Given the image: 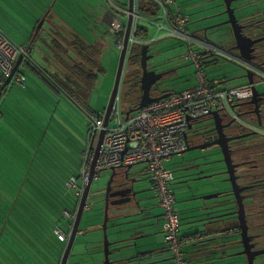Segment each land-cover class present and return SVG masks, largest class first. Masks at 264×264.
I'll return each instance as SVG.
<instances>
[{"label":"trees","instance_id":"obj_1","mask_svg":"<svg viewBox=\"0 0 264 264\" xmlns=\"http://www.w3.org/2000/svg\"><path fill=\"white\" fill-rule=\"evenodd\" d=\"M128 1L105 0L104 2L112 11L111 20L99 24L95 17L92 29H87L84 27L86 23L79 21L77 24L79 28H82L81 30L68 31L64 29L59 33L61 37L55 36L56 30H54L55 32L50 35L55 37L49 39L47 47L51 43L50 49L53 50L55 64L58 68L51 70L33 66L31 61L26 59L19 69L18 73L23 77L22 83H24L26 82L24 68L26 65H31L33 71L31 82L34 85L35 93L25 88L26 93H31V98L34 94L35 101L39 100L43 106L47 107L48 112L37 103L34 104L39 111L44 113L43 115L39 113L34 115L26 110L28 119L20 121L16 125L18 131L14 130L17 140L4 131L5 125L0 129V234L6 224L0 238V264H60L61 262L66 241L61 240L57 230L61 229L70 233L80 200L79 188H71L68 183L72 178H77L81 183V168L86 160L84 152L90 149L93 120L95 116L105 112V109L96 111L91 108L89 101L99 78L106 72L102 62L103 50L106 48L105 37L101 35L110 34L113 36L115 43L114 46L110 45V48L115 47L121 51L119 44L123 47L129 20ZM138 5V15L141 20L137 18V9H135L136 14L131 30L133 34L130 36L126 69L124 68L121 82L123 87L121 99L123 98L124 102L127 101L126 104L129 106L124 109V105L121 103L125 114L129 109L139 105L143 93L141 90L143 46H150V54H152L151 46L154 43L169 37L180 40L177 31L173 29L166 15L161 10L159 11V6L155 2L138 0ZM97 13L98 8L94 7V16ZM159 19L162 21L155 23ZM113 23H119L118 29L113 27ZM150 24H154L158 29L155 40H152L150 34ZM173 26L177 28L175 24ZM97 28L104 29V33L100 35ZM88 33H94L96 36L91 35L87 38ZM188 45L189 50L194 47L197 52L205 54V49L203 50L198 45ZM228 45L230 46L229 43ZM156 67L158 68L159 65L156 64ZM127 69H130L129 73ZM206 75L208 78V74ZM225 79L228 81L227 78ZM208 80L211 84L215 81L209 78ZM126 85H129V89L125 90ZM39 89L50 93L48 97L50 102L45 103V98L39 95ZM62 104L63 106H61ZM69 107L78 109L88 116L87 145L80 151L78 144L81 139L78 141L79 138H75L71 126H68V123L75 121L68 112ZM57 110L62 113L61 119L64 126L55 119ZM251 111L244 113L249 114ZM5 118L8 121L6 116ZM80 131L83 133L82 130ZM68 152L71 154L69 155ZM91 152L94 154V150ZM77 169H80L79 175L76 174ZM212 175L216 176L214 173ZM190 186V183H186V187L190 188ZM228 201L224 200V203ZM159 206L161 207L160 202ZM226 210L228 209L222 211ZM162 212H164L163 208ZM177 212L179 213L177 236L181 240V251L187 257L183 242L184 236L180 235L182 214L178 209ZM154 214L161 213H157L155 210ZM161 218L164 241V213L159 219ZM194 222L196 223L197 220L191 221L189 230H193ZM60 224L65 225L67 229H64ZM194 233L196 232L194 231ZM192 237L194 236H190L189 239ZM163 246L173 255L172 249L165 242ZM172 259L174 261V256Z\"/></svg>","mask_w":264,"mask_h":264},{"label":"rangeland","instance_id":"obj_2","mask_svg":"<svg viewBox=\"0 0 264 264\" xmlns=\"http://www.w3.org/2000/svg\"><path fill=\"white\" fill-rule=\"evenodd\" d=\"M84 0H61L60 4H56L54 12L56 14H61V20L60 18H56L57 21H68L66 23H75L79 22L78 18L72 17V11L79 10V14L76 17L83 16L82 14H86L88 6H81L80 3H83ZM94 3V7H97L98 9H102L104 7L105 10H108V5L104 2L105 0H92ZM122 1V0H118ZM183 4H182V3ZM179 3L183 5L185 8V13H189L191 20H193L191 24V29L193 28L196 35L199 33L203 35L201 32V29L199 28L201 26V22L199 21L201 18L205 16H209L211 14L219 12V14L222 12V10L226 9V6H223L220 4V1L213 2L214 8L212 11L207 12H201L202 5L198 4V2H193L192 0H179ZM0 18L3 19L6 22V27L10 26H16V30L18 31V38L17 41H19L20 44L27 43L28 48H32L31 50V60L37 67L42 68H48L53 70L54 68H58L55 64V56L53 55V50H50L51 43L47 47V43L50 38H54L55 36H60V32L64 31V28L61 24L56 23V33L55 36L50 35L49 36V29L50 24L49 22H45L46 24L43 25V29L40 33L41 38H45L44 45L41 43V40H37L33 43H30V38L27 36H23L20 34L21 29L18 27H22V19L20 17L19 13H16L15 9L11 8L10 6H2V3H0ZM18 7V6H15ZM44 8V7H43ZM65 8V9H64ZM187 9V10H186ZM264 9V3L258 4L257 8L254 11L256 12V18L257 20L261 19V11ZM253 11V12H254ZM61 12V13H60ZM131 14V12H130ZM139 14V13H138ZM244 15V13L242 14ZM140 15L137 16L139 18ZM225 16V15H224ZM134 17V16H133ZM122 18V17H120ZM141 20V17L139 18ZM90 22H92L93 25V19H89ZM162 21L161 19L155 21V23H159ZM9 24V25H8ZM86 27V26H84ZM133 27V25H132ZM131 27V30H132ZM150 27V34L152 37V40H155L157 37L158 29L157 26L149 25ZM200 29V30H199ZM9 31H12L13 29H8ZM99 34L104 33V29L97 28ZM48 32V33H46ZM163 32V31H162ZM9 37V34H6ZM91 35L96 36L94 33H88L87 38ZM105 37V45L106 48L103 50L102 54V62L103 66L106 69L105 74L101 75V77L98 80L97 86L90 97V107L93 108L96 111L104 110L110 100V96L114 87L115 78L118 70V63H119V55L120 51L117 48H110V45L114 46L115 38L111 36L110 34L101 35ZM61 37V36H60ZM208 38L214 42L218 46H225L229 47L228 43L230 44V28L228 26H221L214 29H211L208 31ZM177 40L175 38H164L156 43H154L152 47V54L155 55L153 59H151V62H154L155 64L159 65L157 69H159V72H164L168 79H166L161 89L166 92H179L182 90L190 89L194 87L197 84V72L198 67L194 63L193 60L187 59L184 56V54L188 53L189 51V42L187 44L186 40ZM53 43V42H52ZM264 43L261 42V44ZM15 44H17L15 40ZM32 45V46H31ZM264 45V44H263ZM29 48V49H30ZM122 48V47H121ZM264 49V46L263 48ZM204 50V49H203ZM261 51V50H260ZM259 51V53H260ZM226 52V51H225ZM215 54V55H214ZM205 55H212L207 58H205ZM214 55V56H213ZM218 55V56H217ZM45 56V58H44ZM202 70L208 74L209 79H219L217 80L220 82L219 88H226V87H234L238 85L247 84V78L245 77V71L243 67L235 62L232 59H229L227 56L223 55L221 51L219 53L217 51H209L206 50L205 54L202 55ZM264 60V55L262 56ZM31 64V63H30ZM33 65V66H35ZM27 66V65H26ZM25 66L24 70L26 72V82L17 84L16 82H12L8 86V91L4 93L2 101L0 103V129L2 126H4V131L11 135L13 139L17 140V137H15V131H18L17 124L20 123V121L26 120L27 112L26 110H29V112H32L34 115L35 113H39L40 115H43L41 111H39L34 103H37L38 105H41V108L48 112L47 107L43 106L42 103L38 100V102L35 101L34 94L26 93V89H29L30 91L35 93V89L33 88L34 85L31 82L33 79V71L30 67L31 65ZM126 69V68H125ZM128 73L130 72V69L128 70ZM35 78V77H34ZM228 81H226V79ZM258 81V78L256 79ZM37 84V83H36ZM129 89V85L125 86V90ZM257 89L263 93L264 92V86L263 84H258ZM39 95L43 98L42 100L45 101L47 104L50 102L49 96L50 93L46 91H42L43 89H39ZM118 97L120 98L121 103L125 106H123L124 109H126V106H128L124 102L123 98L121 99V96L123 94V87L121 86L119 91ZM129 100V99H128ZM63 106V104L61 105ZM236 106V105H235ZM129 107V106H128ZM236 108V107H235ZM237 111H240V108H237ZM242 113L249 112V108L243 107ZM68 112L71 114L73 119L75 121H72L71 123H68V126H71V130L75 134V138H79L78 141L81 139L80 143L78 144L79 151L82 150V148H86L87 145V139H86V125L88 122V116L87 114L81 113L78 109L70 108L68 109ZM61 111L57 110L55 114L56 121L60 122L63 126L64 123L61 119ZM7 117L8 121H6ZM11 117V118H8ZM245 120H252L254 119V116L251 114H245L244 115ZM43 120H45V117H43ZM210 123V121H202L193 127V130L198 129L201 126H206ZM111 126H114V121H111ZM11 126V128H10ZM82 128V129H81ZM82 130L83 133L80 131ZM1 133V131H0ZM192 134V133H191ZM257 137L250 136L247 139L243 138L240 140L237 144L238 145H245V144H251L256 140ZM19 141V140H18ZM60 142V141H57ZM195 146V145H191ZM67 148H70V146H67ZM16 149V147H15ZM208 150L206 155H202L205 157H197L203 153L202 149H196L193 151H189L187 153L177 154L172 156L169 160L166 161L167 168L171 169L175 174V180L172 185V189L174 191V194L178 197H184V199H178L176 206L187 204L186 200L189 198V196L193 193L192 190L188 187H186V183L184 181L187 180L186 174L195 172L194 169H189L185 171L183 169V166L188 165L191 162V159L196 157L197 160L203 163L210 162L211 164H208L204 166V168L207 167H218L220 168V165L223 166V162L221 160L223 159V154L221 153V150L219 149H212V146L207 148ZM264 150V149H263ZM217 151V153H215ZM70 155L71 153L68 152ZM255 154V155H254ZM81 155V154H80ZM247 158H244V161L246 162V167L252 165V161H255L257 153L254 152H247L245 154ZM188 157H192L191 159H187ZM249 157V158H248ZM235 158L237 160L243 159V156L241 153L235 154ZM245 169V167H244ZM206 171H209L208 169H205ZM124 170L117 171V181H119L121 174L119 172L123 173ZM261 170H258L257 172L260 173ZM113 171L110 169H106L101 171L99 174L96 175L93 181L92 189H91V195L88 200V205L83 221L81 224V229H87L83 234H80L76 239L75 249L74 251L77 252V254H81L83 257V262L87 263L93 259L98 260V264H103L105 261V241H104V233L102 231V223L105 217V204L103 202V196L99 194L98 192L105 189L108 185V182L110 180V177L112 175ZM131 173H134V175H137V178L142 179L140 184L144 186V188L147 190L144 193V198H147V203L159 207V199L155 195V191L152 190V182L149 177V175L145 171V165L139 164L131 169ZM213 172H208L203 176L211 175ZM76 174H80V169L76 170ZM193 181H190L191 186L196 185V189L194 193L197 194V196L204 201V197L208 195H212L215 193H221L223 192L227 187H229V182L222 183L219 182V178L217 176H214L212 179H205L198 181L199 179H194V176H192ZM198 178V177H197ZM223 181V180H222ZM180 187L182 190H184V194L176 193L175 188ZM231 187V183H230ZM217 189V192H209L207 194L202 193V195H199V192L205 191H214ZM185 195V196H183ZM215 199V198H213ZM211 199V200H213ZM210 201V200H209ZM196 202V201H195ZM257 207L256 205H254ZM91 209V210H90ZM137 208L133 204H128L126 202L120 204L119 207L117 206H110L109 208V215H110V221L108 223V239L109 242L112 241L113 237L111 235V231L115 227V225L118 223V221L114 220V215L120 211H124V213L134 214ZM162 208L159 207L156 211H160ZM90 210V211H89ZM249 218H251L249 216ZM120 221H126L124 219ZM259 222H262V219H259ZM65 223V221H64ZM249 226H250V233L251 234H257L258 232L264 233V228L262 230H257L255 227V223H252L250 220ZM64 229H67L65 225L60 224ZM67 242V240H66ZM264 248V234L263 236L257 238L256 240V249H262ZM76 257H79L77 255ZM72 261V260H71ZM255 264H264V255L259 256L257 260L255 261Z\"/></svg>","mask_w":264,"mask_h":264},{"label":"built area","instance_id":"obj_3","mask_svg":"<svg viewBox=\"0 0 264 264\" xmlns=\"http://www.w3.org/2000/svg\"><path fill=\"white\" fill-rule=\"evenodd\" d=\"M173 24L180 29L177 20H174ZM113 27L118 29L119 23H113ZM181 36L192 46L198 45L205 51L218 53L221 51L217 47H210L202 40L192 38L188 33H181ZM119 47L121 48L122 45L119 44ZM29 51L27 45L19 46L13 43L0 31V91L12 75L19 55H27ZM223 55L228 56L226 53ZM183 57L193 60L197 65V84L190 89L170 92L167 97L154 101L131 114L128 120L121 107L120 98L117 97L108 127L104 126L105 112L95 116L93 120L90 149L84 152L86 160L81 168V183L77 178H72L68 183L71 188H79L78 194L81 198L89 180L99 135L105 129L106 134L97 161L96 175L106 169L119 171L125 170L128 166L145 165V171L151 179L153 189L164 211V242L172 249L175 264H190V262L181 251V240L177 236L179 213L172 189L175 174L167 168L166 161L187 150L188 133L198 119L218 112L227 113L230 118L240 120L236 106L251 100L254 96V87L257 88L258 84L264 86V73L246 65L255 73L253 83L219 88V83L211 84L202 70L203 56L200 52L192 47ZM19 69L12 82L22 83L23 77L19 75ZM111 121H114V126H111ZM57 233L61 240L68 239L67 232L58 229Z\"/></svg>","mask_w":264,"mask_h":264},{"label":"water","instance_id":"obj_4","mask_svg":"<svg viewBox=\"0 0 264 264\" xmlns=\"http://www.w3.org/2000/svg\"><path fill=\"white\" fill-rule=\"evenodd\" d=\"M134 1L135 0H129V7H130V18L128 20V25H127V30L125 34V39L123 43V47L121 48L120 55H119V63H118V70L115 78V83L114 87L110 96L109 103L107 107L105 108V127H108L111 115L113 113V108L115 105V101L119 95L120 91V86L123 78V73H124V68H125V63L127 60V53L129 49V42H130V36L133 34L131 32V27L133 23V15L132 13L134 12ZM223 4L226 6L225 14H227L228 19L227 21L219 24H229L231 28H233L234 34L236 36V39L238 41L237 47L240 50V53L243 58H246V56L250 55L253 50L251 47L255 45V43L264 40L263 39H257V40H252L251 38V43H249L248 39L244 37L243 35L239 34L238 27H239V20L236 16L235 9L232 8V3L236 0H222ZM44 21L40 24L42 26ZM218 25H215L213 27H216ZM39 32V29L37 30ZM43 44V43H42ZM150 52V46L146 45L143 46L142 48V76H141V90H142V96L141 100L139 102V105L135 108H131L126 112V120L129 119L130 115L137 112L139 109L149 105L150 103L157 101L159 99L167 97L170 93L166 92L160 96H153L152 95V87L156 85L162 78H164L165 73L164 72H157V70H150L149 69V61L155 57L153 54H149ZM28 56L25 54H21L18 57V60L16 62L15 68L13 70L12 75L6 80L4 86L2 87V90L0 91V103L2 101L4 93L7 92L8 86L12 84L13 77L17 73L19 67L24 64L23 62L25 59H27ZM29 59V58H28ZM248 59V58H247ZM32 61V60H30ZM245 71V77L247 78V81L249 83H253V78L255 73L248 68H243ZM262 93L259 92V90L254 87V96L252 100L250 101L251 104L255 105L256 107V112H258V103L263 99L262 98ZM259 115V113H257ZM212 118L214 121L215 125V130L217 131L218 138L211 142V143H205L201 145H195L191 146L190 140L188 139L189 146L185 152L193 151L196 149H202L205 150L212 146V148H219L221 150V153L223 154V159L221 162L224 163L226 167V175L229 177L227 179H222L223 181L219 182H229L231 183V192L233 193L235 200H236V205L238 206L237 211L235 212L238 220H239V226L241 229V232L239 233L240 235V244L242 250L239 252L241 255L246 256L247 264H255V261L259 256L264 255V248L262 249H256V243H253V236L250 235V226L248 224L247 220V215L245 211V204L243 202V195L242 192L246 189V187L240 186V184L237 182V177H235L234 170L237 168V164L233 163L232 159V154L229 150V141L235 139V138H228L226 137L222 130L225 127L230 126L232 122L228 124H223L222 123V118L220 117V114L218 112H214L212 114ZM192 128V126H191ZM106 134V130L103 129L99 135L98 143L95 149V155L94 159L91 164V170L89 174V180L88 183L85 187V190L83 192V195L81 196L78 204V209L76 212L75 216V222L72 226L71 234L69 239L67 240L63 256L61 258L60 264H68L69 259L72 255V251L75 248L76 244V239L79 235V232L81 230V224L83 221L84 214L86 212V207L88 205V200L91 195V189L93 185L94 178L96 177V166H97V161L99 159V154L101 151V147L103 144V139ZM255 133H247L244 135H241L238 137L240 138H245L248 136H252ZM189 138V137H188ZM208 165L207 163H200L199 166L203 167ZM202 168V169H203ZM132 166H128L123 173L121 174L120 177V182L117 181V174L118 172L115 169H110L113 171L110 180L108 182V185L106 186L105 189L99 191L98 193L103 196V202L105 204V217L102 223V231L104 233V241H105V261L103 264H114L111 260V254L112 251L110 249L111 245H113V242H109L108 239V223L110 221V215H109V208H110V199L113 200V206L119 207L120 204L126 202L128 204H133L136 206V212L134 214H129V213H124V211H120L115 214L114 220L119 221V220H126V221H119L115 227L117 229V236H118V241L115 242V244H121V247L119 249L120 251H128L129 253L132 252L133 254L130 253V257L127 258V261H129V264H132L133 262H136L137 264H142L143 259H140V256L144 254L145 252H139L138 250L146 245L144 240H147L148 238H151V234H142L141 232L144 230H148L150 227H152L154 224L158 223V219L162 216V214H154V211L157 210L159 207L152 206L147 203V198H144V193L147 191L145 188H141L140 182L142 179L137 178V175H134V173H131ZM206 170H202L200 172V176L196 179H205V178H213V175H207V176H201L204 175L203 173ZM220 175V174H218ZM218 177V176H217ZM193 180V179H192ZM188 181V180H187ZM187 181H184L188 183ZM115 182L118 183V185L115 186ZM152 190H154L152 188ZM226 196L225 192L221 193H215L212 195H208L204 197V200H211L213 198H220ZM127 199L123 201L122 199ZM199 198V197H196ZM195 198V200H196ZM156 220L155 223H149L150 221ZM203 219L197 220V222L193 224V229L195 230L196 233L201 232L199 230L200 226H204L203 222H201ZM6 225V224H5ZM5 225L2 228L0 238L4 232ZM142 253V254H141ZM156 251L151 250L150 251V257L149 259L151 260L152 257L156 254ZM159 254L161 253H166V251L158 252ZM122 263L126 262L125 259L120 260ZM164 262L170 261L169 259L163 260ZM160 261H152L150 263L146 264H160Z\"/></svg>","mask_w":264,"mask_h":264},{"label":"crops","instance_id":"obj_5","mask_svg":"<svg viewBox=\"0 0 264 264\" xmlns=\"http://www.w3.org/2000/svg\"><path fill=\"white\" fill-rule=\"evenodd\" d=\"M60 1L61 0H0V3H2V6H6V5L10 6L11 8L15 9L16 13L20 14V17L22 19V23H21L22 27H18V28L21 29L20 34L21 35L23 34L22 38L24 35L27 36L28 38L31 37L29 40L30 43H33L37 40H41V43H43V45H44L45 38H43V37L41 38L40 33L43 29V25L46 24L45 22H47V21L50 24V29H49V33L48 32H46V33H48L49 36L51 33L53 34L55 32L54 30H56V28H57V25L55 24V22L61 24L62 27L68 31H78V30L82 29V28L78 27L77 22H75L73 24H71V23L69 24V23H66V22H68L66 20H65L66 22L56 20V18H60L61 20H63L61 18V14L59 15V14H56L54 12L56 4H58V3L60 4ZM128 3H129V1H128ZM192 3H193V0H192ZM80 5L82 7L85 5L88 6L86 14H82L83 16L76 17L79 14V10H75V11L71 10V12L73 13L72 17L78 18V20L81 23H84V24L86 23L85 26L87 29L93 28L92 22L89 21L90 18L94 19L96 17L98 19L97 23H99V24L102 22L107 23L108 21L111 20V15H112L111 12L112 11L110 10V8H108V10H105L104 7H102V9H98V13L96 14V16H94V14H93L94 3L92 0H84L83 3H80ZM15 6H18V7H15ZM138 7H139L138 1L136 4V0H135L134 1V12L132 13L133 16L136 14L135 9H137V16H138ZM128 14H129L128 18H130V15H131L130 14V7H129ZM186 14H189V13H186ZM133 18H135V17H133ZM166 18L170 22L173 29H175L177 31L176 33L179 35V38L182 40H185L181 36V33H187V32L183 29L175 28L173 26L174 19H172L168 16H166ZM99 20H101V21H99ZM42 21H44V23L42 26H40ZM191 21L193 22V20H191ZM8 29H13V30L9 31ZM38 29H39V32H37ZM0 31L5 35L9 34V37L7 35L6 36L13 43H15V40H16L17 45H19V46L28 45L27 43L20 44L19 41H17L18 31L16 30V26H10L9 25V27H6V22L1 18H0ZM187 43H188V41H187ZM31 50H32V48H30V51L28 53L29 60H31V57H30L31 56V54H30ZM149 54H150V52H149ZM209 56H212V55H205L204 57L207 58ZM44 58H45V56H44ZM31 63L33 65H35L32 61H31ZM214 80H219V79L214 78ZM190 143L192 145L191 141H190ZM212 149L214 150V149H219V148H212ZM202 151H203V153L199 156H201L203 158L205 156H202V155H206L207 154L206 152L208 150L205 149ZM184 153H187V152H184ZM215 153H217V151H215ZM191 158L192 157H188L187 159H191ZM192 160H193V158L191 159V161ZM199 163H203V162H199ZM207 164H211V163L208 162ZM205 169H208L210 172L214 173V172L219 171L221 169V165H220L219 169H218V167L211 166V167L203 168L202 170H205ZM119 173L122 174V172H119ZM197 177H199V176H197ZM205 179H209V178H205ZM205 179H200L198 181L205 180ZM220 179H222V177L219 178V180ZM120 181L121 180L119 179L118 182H120ZM222 183H225V182H222ZM173 184H175V183H173ZM116 185H118L117 182H115V186ZM141 186H142L141 188H144V186L142 184H141ZM229 187H230V184H229ZM190 189L192 190L193 193L186 200L187 204H185V205L182 204V205L176 206L177 209L182 214V226H181V230H180V235L184 236L183 242H184L185 251L187 253V257H188L190 264H247L246 256L239 254V252L242 250V248H241V244H240L241 239H240V235H239V220H238V217L235 213L237 211V208H238V206L236 205V200L234 201V199L231 197V195H226V196H223L220 198H215V199L210 200V201L209 200L203 201L200 198H196V197H198L197 194L194 193V191L196 189V185L190 186ZM227 189H228V187L223 192L227 191ZM175 192L180 193V194H184V190H182L180 187H176ZM209 192H217V189L214 191L203 190L202 192H199L198 194L202 195V193L207 194ZM183 196H185V195H183ZM177 198L178 199H184V197L180 198L178 196H177ZM177 198H176V200H177ZM195 198H196V200H195ZM224 200H229V201L227 203H224ZM244 204H246V203H244ZM253 207H254L253 201H248L247 207L245 205V211H246L247 216H248V212L253 210ZM224 209H228V210L222 211ZM157 213L163 214L162 209L160 211L158 210ZM114 217H115V215H114ZM199 219H203L201 222H203V224H205V225L199 227V230L201 232L194 233V231H195L194 229L189 230V228L191 227L190 223L193 220H199ZM247 220H248V217H247ZM155 222H156V220H153V221H150L149 223H155ZM81 228H83V227H81ZM117 229L118 228L114 227L113 230L111 231V235L113 237V239L111 241V242H113V245H111V247H110V249L112 251L111 260L114 264H129L128 263L129 261H127V258H129L131 256L130 253L131 254H133V253L132 252L129 253L128 251H124V250L119 252L121 244H119V245L115 244V242H117L119 240L118 236H117L118 235ZM71 230H72V228H71ZM71 230H70V233L68 235V239L70 237ZM86 230L87 229H81L79 232V235L83 234ZM141 233L142 234H151V238L144 240L146 245L138 250V253L139 252H145L140 257V259H143L142 264L150 263L152 261H154V262L160 261L159 262L160 264H174V261L172 259V256H173L172 253L169 250L165 249V247L163 246L164 241H163V234H162V218L159 219V222L157 224H154L148 230H144ZM257 234H259V232ZM190 236H194V237H192V239H189ZM74 249H73L72 255H71V260L74 264H98V260L93 259V258L91 261H89L87 263L83 262L82 255L80 253L77 254V252H75ZM151 250L156 251L157 253L150 260L149 259V257H150L149 252ZM162 251H166V253H164V254L158 253V252H162ZM77 255H79V257H76ZM121 259H125L126 262L122 263L120 261ZM165 259H169L170 261L164 262L163 260H165ZM132 264H137V263L133 262Z\"/></svg>","mask_w":264,"mask_h":264},{"label":"flooded vegetation","instance_id":"obj_6","mask_svg":"<svg viewBox=\"0 0 264 264\" xmlns=\"http://www.w3.org/2000/svg\"><path fill=\"white\" fill-rule=\"evenodd\" d=\"M211 1H212L211 2L212 9L214 8L213 2L215 1H220V4L225 6L222 0H211ZM262 3H264V0H236L232 3V8L235 9L236 16L239 20L238 22L239 34L246 37L249 43H251V39L257 40L264 38V9L261 11L260 20L255 19L256 12L254 11V7L256 9L257 5ZM225 10L226 9L222 10V12H224ZM243 13L244 15H242ZM215 14H219V12ZM216 19H219V21L216 20L214 24L220 21L227 20L228 16L226 15L225 17H220ZM199 21L201 22V26L199 28L201 29L202 33H205V30L208 29L211 25H213V20H211V18H208V20L200 19ZM226 26L230 28V46L229 47H224V46L222 47L221 45L220 46L216 45V46L219 47L220 50H223L224 52L226 51L225 53L229 56L227 57L239 63L243 68H247V66H250L252 68H257L259 72L264 73V60L262 58V56L264 55V49H261L264 46L263 45L264 43L261 44V42H263L264 40L255 43V45L251 47L253 52H251L250 55L246 56V58H243L240 53V50L237 47L238 41L234 34L233 28H231L229 24H227ZM198 35L201 34L199 33ZM155 65L156 64L154 62H151V60L149 61V69L157 70V72H159V70L156 69L157 67L155 68ZM166 79H168L167 75H165L164 78H162V80H160L156 85L152 87L151 92L153 96H160L166 93V91H163L161 89V86ZM262 98L263 99L258 103V112H256L255 105L250 103L251 100L242 102L240 104V111L238 113L239 117H241L240 120L238 119L235 120L233 118H230V115L227 113L220 114L223 124H228L232 122V120H234L233 123L230 126L225 127L222 130V132L228 138H235L229 141V150L232 154L233 163L238 165L237 168L234 170L235 173L234 175L235 177H237V182L240 184V186L246 187V189L242 192V195L244 197L243 202L246 203L245 204L246 207L248 205V201H253L254 205L257 206V207L254 206L253 210L248 212L247 217H248V224H251L250 223L251 220L252 223H255V227L259 231L264 228V150H263L264 149V94L262 95ZM243 107L249 108V111H251V109L254 108V110H252L249 113L254 116V119L245 120L244 117L245 113H242ZM257 113H259V115ZM212 117H213L212 115L211 116L209 115L207 117L198 119L199 122L206 120L210 121L208 125L201 126L195 130H193L194 126L191 128L188 134H189V140L192 142V145L211 143L218 138L217 131L215 130L214 121L213 119H211ZM247 133H255L252 136L257 137L256 140L251 144L238 145L237 143L243 139V138L238 139V137ZM248 137L245 138L247 139ZM248 151L257 153V155L255 161H252L253 162L252 165L246 167L247 161H244V158H247L245 154ZM238 153L242 154L243 159L237 160L235 158V154ZM197 159L198 158L194 157L193 160L188 165L183 166V169L185 171L189 169L195 170V172L193 173L186 174L188 180L186 181L188 183L192 181L193 179L192 176H194L195 179L197 178V176H200V172L202 171L203 167L199 166L200 161H198ZM258 170H261L260 173L257 172ZM225 173H226V167L224 164L223 166L221 165V169L219 171L214 172L216 176H218L219 178L222 177L223 180L229 177ZM203 174L205 175V173ZM222 179H220L219 181H222ZM225 193L226 195H231V197L235 201V197L231 192V187H228ZM120 199H122L123 201L127 200L123 198ZM110 205L111 206L113 205L112 199H110ZM249 216L251 218H249ZM259 219H262V222H259ZM73 224L74 222L71 224V226H73ZM240 232L241 229L239 226V233ZM260 232L259 234H251L249 231L250 235L253 236V241H252L253 243H256L257 238L263 236L264 233H260ZM68 264H74L71 261V257L69 259Z\"/></svg>","mask_w":264,"mask_h":264},{"label":"bare ground","instance_id":"obj_7","mask_svg":"<svg viewBox=\"0 0 264 264\" xmlns=\"http://www.w3.org/2000/svg\"><path fill=\"white\" fill-rule=\"evenodd\" d=\"M151 1L155 2L157 6H159V11L161 10L164 13V15L174 20H177L179 23L178 26L180 29L185 30L192 38L204 41L212 48H215L216 44L208 38V31L211 29L217 28V27L227 25V24L219 25L227 20L220 21L214 24L216 20L219 21V19H216V18L225 17L227 15L224 13L225 11L221 12L220 14L214 13L207 17L201 18V20H205V19L208 20V18H211V20H213V25H211L208 29H206L203 35H196L194 30L191 29V24H192L191 17L189 14L185 13L184 7L182 4L179 3V0H151ZM193 2H198V4L202 5V9L200 10L201 12L212 11V7H211L212 1L211 0H193ZM215 25H218V26L213 27Z\"/></svg>","mask_w":264,"mask_h":264},{"label":"clouds","instance_id":"obj_8","mask_svg":"<svg viewBox=\"0 0 264 264\" xmlns=\"http://www.w3.org/2000/svg\"><path fill=\"white\" fill-rule=\"evenodd\" d=\"M217 47V46H216ZM218 49H219V47H217ZM221 52L224 54L225 52L223 51V50H221ZM27 56H29L28 54H27ZM28 59V58H27ZM26 60V59H25ZM254 80H255V77L253 78V82H254ZM215 82H218L217 80H215L213 83H215ZM219 83V85H220V82H218ZM249 83V82H248ZM242 85V84H241ZM260 92V91H259ZM261 93V92H260ZM262 94H264V92L262 93ZM252 100V99H251ZM240 104L241 103H239L238 104V106H236V107H238V109L240 108ZM238 113H239V111H238ZM220 114V113H219Z\"/></svg>","mask_w":264,"mask_h":264}]
</instances>
